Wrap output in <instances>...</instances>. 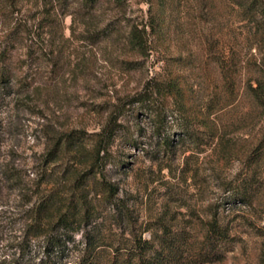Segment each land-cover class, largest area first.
Returning a JSON list of instances; mask_svg holds the SVG:
<instances>
[{"label": "rangeland", "instance_id": "obj_1", "mask_svg": "<svg viewBox=\"0 0 264 264\" xmlns=\"http://www.w3.org/2000/svg\"><path fill=\"white\" fill-rule=\"evenodd\" d=\"M110 1L0 0V264L41 262L14 240L23 211L76 183L117 245L133 232L157 243L166 227L198 248L216 219L229 235L207 264H264V110L248 92L264 67L260 13L240 0ZM151 15V49L137 54L128 28ZM110 22L118 31L94 35ZM72 130L87 140L60 150Z\"/></svg>", "mask_w": 264, "mask_h": 264}, {"label": "trees", "instance_id": "obj_2", "mask_svg": "<svg viewBox=\"0 0 264 264\" xmlns=\"http://www.w3.org/2000/svg\"><path fill=\"white\" fill-rule=\"evenodd\" d=\"M103 1L105 0H80L82 7L92 9L100 6ZM111 1L115 5L121 4V0ZM237 3L247 13H260L264 21V0H240ZM112 22L99 28L94 35L105 38L118 31L116 27L111 29L114 26ZM157 27L158 20L154 15L142 24L130 25L126 34L129 47L137 54L147 53L151 49V34ZM152 80L153 89L166 91L169 96L178 93L179 87L174 79L169 82L164 79ZM248 92L264 110V67L260 76L255 78V83L248 84ZM143 96L137 101L146 100ZM157 114L161 116L160 113ZM193 131L189 127L185 130L188 135H193ZM97 135L99 148L90 158L92 167L96 170L104 159L101 153H106L109 147L111 133L105 131ZM87 136L84 131H69L62 139V142L65 140L64 145L59 149H79ZM164 139L167 143L170 141L166 136ZM259 146L264 147V133ZM101 185L108 199L117 195L118 190L112 183L102 180ZM80 188L76 183L67 185V189L63 191L57 184L38 202L28 203L31 206L23 211V226L14 237L23 259L29 255L30 260L35 262L43 254L39 264H207L216 259L218 245L229 235L228 230L214 219L207 223V235L198 248L187 244L185 232H173L166 227L162 228L157 243L152 237L144 238L143 234L133 232L132 238L117 245L98 227L93 202L88 196L80 194ZM81 232L82 238L79 240L77 235Z\"/></svg>", "mask_w": 264, "mask_h": 264}]
</instances>
